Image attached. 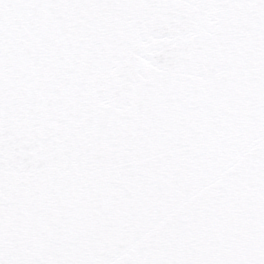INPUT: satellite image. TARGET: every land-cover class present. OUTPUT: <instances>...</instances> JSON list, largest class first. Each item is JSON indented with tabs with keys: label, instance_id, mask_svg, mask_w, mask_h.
I'll list each match as a JSON object with an SVG mask.
<instances>
[{
	"label": "snow or ice",
	"instance_id": "6c2138e0",
	"mask_svg": "<svg viewBox=\"0 0 264 264\" xmlns=\"http://www.w3.org/2000/svg\"><path fill=\"white\" fill-rule=\"evenodd\" d=\"M0 264H264V0H0Z\"/></svg>",
	"mask_w": 264,
	"mask_h": 264
}]
</instances>
